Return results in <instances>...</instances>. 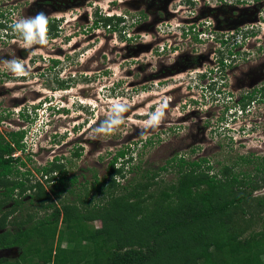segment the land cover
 I'll return each mask as SVG.
<instances>
[{"label": "rangeland", "instance_id": "rangeland-1", "mask_svg": "<svg viewBox=\"0 0 264 264\" xmlns=\"http://www.w3.org/2000/svg\"><path fill=\"white\" fill-rule=\"evenodd\" d=\"M88 1L56 0L57 8L50 9L40 0H0L12 22L41 12L60 19L58 39L47 44L26 45L21 34L9 40L0 30V133L7 139L8 131L26 129L24 148L14 155L26 162L20 169L30 170L31 183L46 185L36 168L55 156H61L67 176L76 177L75 186L90 184L95 172L103 177L120 149L132 154L129 165L144 169L165 165L174 155L206 157L215 168L248 152L264 156V101L257 95L245 110L234 103L264 81V19L235 27L228 11L236 0H155L162 3L157 11L146 10L152 0H94L92 7ZM111 14L122 17L119 30L95 25L96 17ZM21 48L28 49V58H21ZM52 56L61 64L46 72L49 77L39 75ZM12 61L22 70L13 71ZM59 69L63 78L75 75L71 88L56 89L53 75ZM45 91L62 108L46 111L45 104L36 116L32 104L45 100ZM118 104L127 106L124 123L110 134L93 133ZM160 109V122L145 128ZM161 178L166 184L175 175L169 169ZM262 193L264 188L253 194ZM2 250L0 255L11 258L19 254L17 247Z\"/></svg>", "mask_w": 264, "mask_h": 264}, {"label": "trees", "instance_id": "trees-1", "mask_svg": "<svg viewBox=\"0 0 264 264\" xmlns=\"http://www.w3.org/2000/svg\"><path fill=\"white\" fill-rule=\"evenodd\" d=\"M120 20L99 16L94 23L117 31ZM257 95L264 101V84L234 103L245 110ZM24 133L0 134V247L19 249L0 264H264V193L253 194L264 188V156L248 152L215 168L206 157L174 155L144 169L129 165L132 154L120 149L103 177L95 172L81 186L55 157L36 168L43 185L31 183L30 170L20 169L26 162L14 156ZM169 169L175 178L162 184L158 174Z\"/></svg>", "mask_w": 264, "mask_h": 264}, {"label": "flooded vegetation", "instance_id": "flooded-vegetation-1", "mask_svg": "<svg viewBox=\"0 0 264 264\" xmlns=\"http://www.w3.org/2000/svg\"><path fill=\"white\" fill-rule=\"evenodd\" d=\"M42 3H45V4H48L50 5V9H55L57 8L56 7V4L57 3H53L54 1L56 0H40ZM59 0H57L58 2ZM97 1V0H96ZM141 1H144V0H140ZM248 1V2H247ZM93 2L94 0H89L87 3L90 7L93 6ZM145 2V1H144ZM239 0H236L235 3H234V6L232 8H230V12L228 11L229 15H230V18H231V21L230 23H233V24H237L235 25L236 26H241L243 24H246V23H249V24H253V22H255L257 19V22L259 23L260 21V18L264 19V0H242V2L240 4H238ZM146 10H154V11H157V9L161 6V4H159L158 2H156L155 0H152V2H148L146 3ZM3 6H4V3H3ZM151 8V9H150ZM7 10V9H6ZM96 10V8H95ZM0 30H4V34L6 36L7 39L11 40L12 38H16V36H18L20 33L19 32H16L12 29L11 25L16 21V20H13V22L11 20H8L4 17V14L6 11H2L0 10ZM237 11L239 13H237ZM249 11L251 12L249 15ZM94 13V12H92ZM169 13V12H168ZM50 13H45V16L47 18V25H46V35H47V39L49 41H56L58 39V34L60 32V25H59V22H60V19L58 18H55V17H50L49 16ZM262 16V17H261ZM221 18V21H226V19H224L223 17H220ZM12 19V17H11ZM52 25H54L55 30H53V33H51V28H52ZM252 31H249L247 32L248 34L251 33ZM28 49L27 48H21V58H25L28 55ZM28 58V57H27ZM33 58V57H32ZM43 58V57H42ZM31 59V57H29V60ZM48 61L51 62L52 64L48 67L46 65L45 68H43L42 72H40L39 75L41 76H46V77H49L50 75H48L46 72L48 71H51L49 73H53L52 72V69H54L56 66H58L59 64H61V58L59 56H52V57H48ZM28 60V59H27ZM52 76V75H51ZM73 77H69V79H66V78H63L61 76V72H60V69L55 72V74L53 75V78L55 79L54 83L57 84V87L56 89H59V90H67L68 88H71L70 87V82L71 80H73ZM19 78L20 79H24L25 78V75H19ZM64 83L63 85H61V83ZM5 84V83H4ZM26 85L25 83H22L20 84V86L22 85ZM264 84V81L261 83V85ZM6 86V84H5ZM45 94V100L43 101H39L37 102L36 104H32V106L34 107V112H35V115L37 116V112L38 110L41 109V107H43L45 104H48L47 106L43 107L42 109H45L46 111L51 110V108H55L57 109V111L61 110L62 107H58L57 106V103L56 102H52V97H54V93H52V96L47 100V95L46 94H49L47 93V91L44 92ZM24 111H18V114L24 118L26 117V119H28V116L26 115L27 113H23ZM48 116V115H46ZM48 121V120H47ZM19 130H24L25 133H24V136L26 134V129L25 128H21V129H17V130H11V131H8V132H16V131H19ZM7 132V133H8ZM6 133V134H7ZM2 134V133H0ZM3 135V134H2ZM5 136V135H3ZM6 138V137H5ZM57 157V156H55ZM54 157V158H55ZM61 157V156H59ZM26 197H27V194H26ZM29 197V195H28ZM24 199V198H23ZM12 205V201H9L7 204L4 205V208L5 209L6 207H10ZM13 217V214L9 215L8 216V219H12ZM2 248L5 252H7V247L3 248V247H0ZM2 250V251H3ZM1 257H6V258H11L8 254L5 253V255H0Z\"/></svg>", "mask_w": 264, "mask_h": 264}, {"label": "clouds", "instance_id": "clouds-1", "mask_svg": "<svg viewBox=\"0 0 264 264\" xmlns=\"http://www.w3.org/2000/svg\"><path fill=\"white\" fill-rule=\"evenodd\" d=\"M106 16L114 17L113 14ZM47 23L48 21L45 14L41 12L38 13L35 17L15 21L11 25V27L14 31L19 32L23 36L26 45H31L33 43L47 44L48 43V39L46 35ZM10 67L12 68L13 71L22 70V65L18 61H12L10 63ZM51 110H53V108H51ZM126 111H127L126 105L124 104L116 105L113 109V115L109 117L107 120L102 121L101 124L98 125L93 130V133L95 134L113 133L116 130L117 126L124 123V117L121 115V113ZM163 115L164 112L162 109L157 110L155 113L151 115L150 119L145 123V128L155 127L160 122V119L163 117ZM90 138L96 139L97 137L94 134H90Z\"/></svg>", "mask_w": 264, "mask_h": 264}, {"label": "water", "instance_id": "water-1", "mask_svg": "<svg viewBox=\"0 0 264 264\" xmlns=\"http://www.w3.org/2000/svg\"><path fill=\"white\" fill-rule=\"evenodd\" d=\"M10 249L15 250V247H11Z\"/></svg>", "mask_w": 264, "mask_h": 264}]
</instances>
